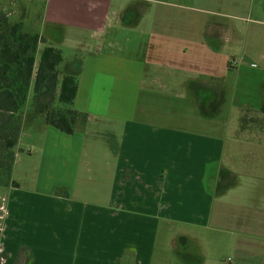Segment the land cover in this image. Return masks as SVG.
<instances>
[{
	"label": "rangeland",
	"instance_id": "374dc122",
	"mask_svg": "<svg viewBox=\"0 0 264 264\" xmlns=\"http://www.w3.org/2000/svg\"><path fill=\"white\" fill-rule=\"evenodd\" d=\"M98 2H111L114 9L124 7L133 10L125 20L133 24L131 27L124 29L121 25L125 21H119L118 25L107 30L109 45L91 40L90 31L81 30L79 24L78 27L75 24L59 26L63 36H53L55 28L46 22L48 0H0V14L13 13L9 18L12 23L19 22L23 14L21 19L25 21L27 30L49 37V42L46 39V43L40 46L43 50L53 46L62 51L61 79L69 73L73 62L85 60L86 64L91 63L90 54H96V60L103 56L105 67L110 61L118 65L121 62L119 67L113 65L112 71H147L153 74V83L141 88L143 91L135 104L134 98L130 107L127 91H121L128 87L124 78L117 82V89L112 93L103 89L97 92L110 97L112 101L108 102L117 103L110 109L97 107L100 113H106L97 119L107 121L100 127L93 125L92 128L98 132L107 128L110 122L117 124L116 129L120 131L123 121L114 117L129 114L130 110L134 118H147L179 127L181 131L242 135L240 138H244V143L238 146L236 154L232 156L230 148H227V166L236 172L233 182L237 188L224 203L217 201L213 204V216L207 224V259L208 264H264V245L251 246L248 240L252 237L244 235L241 228L243 225L248 227V223L256 232L255 218L246 221L225 217L233 212L241 213L240 218L247 217V214L256 217L264 210V0ZM20 6L24 8L23 13ZM99 10L105 12V6ZM76 14L74 17L82 21L83 18ZM114 16H110L111 22L115 21ZM41 52L38 53V61ZM197 72L223 74L225 88L223 91L213 88V92L201 94L194 82L202 83L204 78L189 80ZM210 78L207 75V82H224ZM52 101L57 104L56 98ZM41 103L48 102L42 100ZM21 116L22 134L15 150L18 156L13 178L24 191L37 188L35 191L58 195L65 190L62 184L66 183L70 173L63 165L68 163L69 169H74L77 165L75 153L81 151L86 141H90L85 145L90 155L93 150L104 154L96 157L99 162L108 155L113 159L106 140L86 138L84 141L77 132L69 136L49 126L32 90ZM98 123L94 121V124ZM96 158L91 155L85 161L94 164ZM99 181H103L102 177ZM95 186L102 191V183ZM9 192L7 188L0 187V203ZM1 228L4 229L3 222ZM190 230L178 224L162 223L157 236L160 252L171 247L173 234L176 237L180 232ZM253 251L262 254L260 258L256 255L251 260Z\"/></svg>",
	"mask_w": 264,
	"mask_h": 264
},
{
	"label": "crops",
	"instance_id": "0c3cea01",
	"mask_svg": "<svg viewBox=\"0 0 264 264\" xmlns=\"http://www.w3.org/2000/svg\"><path fill=\"white\" fill-rule=\"evenodd\" d=\"M98 1L48 0L46 22L55 28L52 35L63 36L59 26L79 24L81 30L90 31L91 40L109 45L107 30L119 21L128 20L127 14L133 10L114 9L111 2ZM103 6L105 12L99 10ZM19 9L24 12L22 6ZM74 13L83 20L75 18ZM110 16L115 17V24ZM21 18L19 22L25 24ZM132 25L125 21L121 26L126 29ZM25 30L37 33L26 27ZM45 39L47 43L50 40L48 36ZM40 50L43 51L41 46ZM96 58V54H90L91 63L77 60L69 67L68 74L79 79L75 109L89 114L86 131L76 134L84 141L86 138L106 140L113 159L108 155L99 162L96 157L104 154L93 150L90 153L97 162L85 161L91 156L85 148L90 141H86L81 151L75 153L74 169H69L68 163L63 165L70 173L62 184L68 196L38 192L37 188L24 191L13 178L18 186L7 188L10 192L0 203L7 211L3 220L0 264H170L171 259V264H208L207 224L213 216V204L224 203L237 188L233 182L236 172L227 166V148L233 156L244 138L221 132L181 131L179 127L147 118H134L130 110L129 114L114 117L123 121L120 131L113 122H110L112 127L108 123L101 133L94 130L93 125L100 127L107 122L97 119L106 114L100 113L97 107L110 109L117 105L108 102L112 101L110 97L97 93L100 89L112 93L117 89V82L126 79L128 87L121 91H127L130 107L143 91L141 88L154 80L153 74L147 71H112L111 67H119L121 62L118 65L110 61L105 67L103 56ZM91 69L94 71H88ZM207 75L210 80L224 82H207ZM201 77L204 78L202 83L194 82L201 94L213 92V88L222 91L225 88V76L216 72H197L189 80ZM95 120L100 123L94 124ZM101 177L103 181H99ZM98 182L103 186L101 192L95 186ZM226 216L246 221L255 218L256 232L248 223V227H241L242 232L252 237L248 240L251 246L264 245V210L256 217L247 214L240 218L238 212ZM162 223L178 224L191 230L180 232L176 237L173 234L171 247L160 252L157 236ZM254 252L251 260L262 255Z\"/></svg>",
	"mask_w": 264,
	"mask_h": 264
},
{
	"label": "trees",
	"instance_id": "16d2710c",
	"mask_svg": "<svg viewBox=\"0 0 264 264\" xmlns=\"http://www.w3.org/2000/svg\"><path fill=\"white\" fill-rule=\"evenodd\" d=\"M39 33L25 30L22 22L12 23L0 14V187H17L13 181L16 147L22 134V113L31 90L46 114L49 126L73 135L84 132L89 114L75 109L79 91L76 75L67 74L61 79L59 66L63 62L62 51L47 46L40 54L39 47L46 43ZM57 99L54 105L53 99ZM42 100L48 103L42 105ZM49 100V101H48ZM42 106V107H41ZM58 195L68 196L66 190ZM0 230V246L2 241Z\"/></svg>",
	"mask_w": 264,
	"mask_h": 264
},
{
	"label": "built area",
	"instance_id": "2783aa9c",
	"mask_svg": "<svg viewBox=\"0 0 264 264\" xmlns=\"http://www.w3.org/2000/svg\"><path fill=\"white\" fill-rule=\"evenodd\" d=\"M3 14H5L7 18H10V16L13 15V13H3ZM1 201H5V198L2 197ZM0 211H1V214H0V230H2V228H1L2 222L5 219V214H7V211L5 210L4 206H0Z\"/></svg>",
	"mask_w": 264,
	"mask_h": 264
}]
</instances>
